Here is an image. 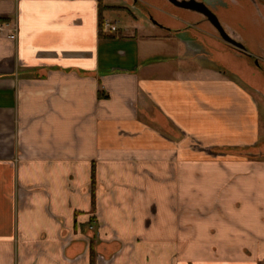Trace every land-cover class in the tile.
Here are the masks:
<instances>
[{"label": "crops", "instance_id": "1", "mask_svg": "<svg viewBox=\"0 0 264 264\" xmlns=\"http://www.w3.org/2000/svg\"><path fill=\"white\" fill-rule=\"evenodd\" d=\"M106 1L0 0V264H264L251 86Z\"/></svg>", "mask_w": 264, "mask_h": 264}, {"label": "rangeland", "instance_id": "2", "mask_svg": "<svg viewBox=\"0 0 264 264\" xmlns=\"http://www.w3.org/2000/svg\"><path fill=\"white\" fill-rule=\"evenodd\" d=\"M107 0L106 6L108 4H113L117 6V10L112 8V10L107 9L106 16L110 17L112 20H116L118 24L122 26H127L129 23L144 22L145 24L150 25L147 17L138 10L132 9L129 5L133 4V0ZM206 2L214 11H219L220 17L224 19L223 25L229 29L230 32L238 34L245 41L246 45L249 47V50L254 54V57L259 61L260 67H257L255 64L248 66L247 62L249 61L244 55H238L236 52L232 51L230 48H227L223 43H216L213 39L216 37L218 40L219 36L215 30L211 27L205 25V33H207L208 42L206 45H201L200 52L206 58V62H202L201 66L213 67L216 66L222 74L232 80L251 86L252 89L249 92L252 93L256 102L259 106V119H260V143L254 151H242L236 156L240 159L250 156V152L254 153V160L260 162L264 161L263 151V142H264V0H198ZM143 5H141V4ZM145 4L155 5L160 7L165 13L175 14V15H186L191 16L189 18V23L193 24L198 21V16L188 15L180 10H176L171 7L166 0H139V9L146 14L144 10ZM235 7V11H229L228 9ZM220 8V10H218ZM151 14L154 16L155 10H150ZM154 13V14H153ZM155 17V16H154ZM191 20V21H190ZM237 21V22H236ZM188 22V21H187ZM236 22V23H234ZM215 37L212 38L211 36ZM237 36V39L239 37ZM212 39V40H209ZM209 42H213L212 45ZM215 46H217L215 48ZM208 49L212 51L207 52ZM211 61V62H210ZM215 62V63H214ZM246 63V65L244 64ZM246 68L247 71L244 69ZM263 69V70H262ZM229 153V151H224ZM249 153V154H248ZM230 154V153H229ZM197 197V196H196ZM192 197V198H196ZM197 201L191 202V211L198 210ZM211 205H208V207ZM193 219V218H192ZM224 221H229L224 219ZM212 245V244H211ZM213 250H208L213 257L218 256L221 252L224 254L225 258H229L230 251L228 250H216L215 246H211ZM211 249V248H210ZM215 253L217 255L215 256ZM210 254V255H211Z\"/></svg>", "mask_w": 264, "mask_h": 264}, {"label": "flooded vegetation", "instance_id": "3", "mask_svg": "<svg viewBox=\"0 0 264 264\" xmlns=\"http://www.w3.org/2000/svg\"><path fill=\"white\" fill-rule=\"evenodd\" d=\"M178 1H189V0H178ZM196 1H198V0H196ZM166 2L168 3V4H170L171 5V7H173L174 9H176V10H180V11H182V12H184L185 14L187 13L188 15H195V16H198V21L197 22H195V23H193V24H191V25H186L184 28H182V29H177V30H174V32L175 33H178L179 34V32H188V31H191V29H193L194 27L193 26H198L199 24L200 25H203V26H205V25H207V26H209V27H211L213 30H215L216 32H217V34H218V40L216 39V37L214 36V35H210L212 38H214L213 39V41H215L217 44L218 43H223L227 48H230L232 51H234V52H236L238 55H244L245 57H247L248 58V62H247V64H248V66H250V65H256L257 67H260L261 68V66H260V63H259V61L254 57V54L249 50V47L246 45V43H245V41L242 39V37H240V36H238V34H236V33H234V32H230L229 31V29H227V27H225L224 25H223V22H224V19L222 18V17H220V13H218L217 11H214L206 2H204V1H198V2H201V3H204L205 5H206V7H208V9L212 12V13H214L217 17H218V20H219V22H220V24H221V26L223 27V29H224V31L227 33V35L232 39V41H235V42H237V43H241L243 46H244V49H240V48H238L237 46H235V45H233V44H231V43H229V42H226L225 40H223L222 39V37L220 36V34H219V32H218V30L211 24V22L209 21V19L205 16V15H203V14H201V13H198V12H196V11H191V10H188V9H183V8H179V7H177V6H175L174 4H172V3H170L168 0H166ZM141 4V3H140ZM139 5V0H133V6H135V7H139L138 6ZM142 5V4H141ZM143 6V5H142ZM145 9V11H146V14L149 16V19H150V17L151 16H153L151 13H150V11L148 10V8L145 6L144 7ZM218 10H220V8L218 9ZM229 11H235V7H231V8H229L228 9ZM154 17V16H153ZM154 20H156V18H154ZM237 22V21H236ZM236 22H234V23H236ZM161 25V24H160ZM160 27V26H159ZM163 27V26H162ZM183 30V31H182ZM199 38H200V41L202 42V44H200V45H206V42H208V39H206L207 38V33H205L204 31H200V33H197L196 34ZM237 36L239 37V39H237ZM193 40V39H192ZM209 40H212V39H209ZM209 43H213V42H209ZM213 45V44H212ZM214 46V45H213ZM217 46H215V48H216ZM212 50L211 49H208L207 50V52H211ZM251 68H252V66H250ZM263 70V69H262Z\"/></svg>", "mask_w": 264, "mask_h": 264}, {"label": "water", "instance_id": "4", "mask_svg": "<svg viewBox=\"0 0 264 264\" xmlns=\"http://www.w3.org/2000/svg\"><path fill=\"white\" fill-rule=\"evenodd\" d=\"M170 3L174 4L175 6L183 9H188L191 11H196L198 13H201L205 15L211 24L218 30L220 36L222 37L223 40L226 42H229L235 46H237L240 49H244V46L241 43H237L235 41H232V39L227 35V33L224 31L223 27L221 26L218 17L212 13L208 7L204 3L198 2L196 0H189V1H178V0H168ZM150 21L157 25L162 27L156 20H154V17H150Z\"/></svg>", "mask_w": 264, "mask_h": 264}, {"label": "built area", "instance_id": "5", "mask_svg": "<svg viewBox=\"0 0 264 264\" xmlns=\"http://www.w3.org/2000/svg\"><path fill=\"white\" fill-rule=\"evenodd\" d=\"M2 24L6 25V23H2ZM2 26L3 25H1V27H0L1 30L3 29ZM102 30L105 31V32L115 33V32L118 31L117 23H112L110 21H104L103 26H102ZM7 38H9L10 40H15L17 38V31H16V29L14 30V32H10L7 35Z\"/></svg>", "mask_w": 264, "mask_h": 264}, {"label": "trees", "instance_id": "6", "mask_svg": "<svg viewBox=\"0 0 264 264\" xmlns=\"http://www.w3.org/2000/svg\"><path fill=\"white\" fill-rule=\"evenodd\" d=\"M103 23H104V19H101V22H100L101 27L103 26Z\"/></svg>", "mask_w": 264, "mask_h": 264}]
</instances>
